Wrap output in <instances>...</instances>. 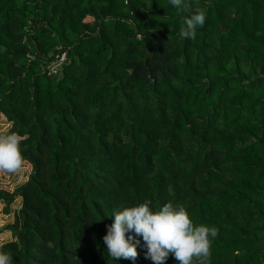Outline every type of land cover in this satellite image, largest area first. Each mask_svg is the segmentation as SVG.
I'll list each match as a JSON object with an SVG mask.
<instances>
[{
  "label": "trees",
  "instance_id": "16d2710c",
  "mask_svg": "<svg viewBox=\"0 0 264 264\" xmlns=\"http://www.w3.org/2000/svg\"><path fill=\"white\" fill-rule=\"evenodd\" d=\"M187 3L0 0L1 134L30 168L0 188L5 214L20 198L12 264H153L142 237L135 261L103 241L114 210L144 201L216 227L207 264H264V0ZM196 9L205 24L179 37Z\"/></svg>",
  "mask_w": 264,
  "mask_h": 264
},
{
  "label": "clouds",
  "instance_id": "9594fccd",
  "mask_svg": "<svg viewBox=\"0 0 264 264\" xmlns=\"http://www.w3.org/2000/svg\"><path fill=\"white\" fill-rule=\"evenodd\" d=\"M168 3L178 13L188 10L187 0H168ZM205 20L202 10H194L183 18L179 37L194 40L197 28L202 27ZM21 139L14 132L0 134V171L16 174L24 168ZM110 216L112 223L107 226L103 241L107 256L113 260L135 261L140 244L138 236L142 237L146 249L145 258L153 264H164L170 254L178 264H207L211 241L218 235L216 227L194 224L183 205L171 202L154 210L150 201H144L114 210ZM0 264H12V257L0 251Z\"/></svg>",
  "mask_w": 264,
  "mask_h": 264
},
{
  "label": "rangeland",
  "instance_id": "374dc122",
  "mask_svg": "<svg viewBox=\"0 0 264 264\" xmlns=\"http://www.w3.org/2000/svg\"><path fill=\"white\" fill-rule=\"evenodd\" d=\"M51 54L52 51L49 50L48 55ZM49 64H51V62L49 63L41 62L40 63L41 70L43 71L46 68H48V66H50ZM9 127L10 124L0 114V134L6 132L9 129ZM29 171L30 168L26 164H24V168L19 173H16L14 177L11 179L8 174H6L3 171H0V188L11 191L17 183H22L26 181ZM3 205H4L3 202H0V245L6 241L11 240L12 238L10 231L5 230V226L12 222L14 217V212L20 207V198H16L15 201L11 204L10 211L8 214H5L2 211Z\"/></svg>",
  "mask_w": 264,
  "mask_h": 264
},
{
  "label": "built area",
  "instance_id": "2783aa9c",
  "mask_svg": "<svg viewBox=\"0 0 264 264\" xmlns=\"http://www.w3.org/2000/svg\"><path fill=\"white\" fill-rule=\"evenodd\" d=\"M67 60L66 54L61 53L48 69V74H56L61 71L62 64Z\"/></svg>",
  "mask_w": 264,
  "mask_h": 264
}]
</instances>
